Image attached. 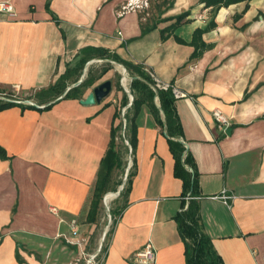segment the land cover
<instances>
[{
    "label": "crops",
    "instance_id": "0c3cea01",
    "mask_svg": "<svg viewBox=\"0 0 264 264\" xmlns=\"http://www.w3.org/2000/svg\"><path fill=\"white\" fill-rule=\"evenodd\" d=\"M0 1L13 7L11 15H0V90L33 95L54 84L81 49L94 47L184 93L175 108L198 174L195 200L204 233L223 264H264V0H251L238 19L245 2L212 16L200 0H171L160 16L152 8L148 17L156 28L144 34L143 13H121L130 0H50L59 24L47 0ZM184 12L189 22L162 40L161 31ZM212 20L216 27L202 36L211 48L192 60L194 48L175 36L189 43ZM114 75L109 70L82 99ZM121 99L112 86L111 95L92 106L59 98L48 110L50 102L31 101L35 109L0 111V146L9 157L0 159V264H83L97 253L101 240L94 248L90 243L97 225L85 221ZM214 111L230 120L225 135ZM136 124V173L103 264H134L133 254L148 242L155 264H186L174 217L189 198L174 175L168 139L145 105ZM222 193L232 199L224 203Z\"/></svg>",
    "mask_w": 264,
    "mask_h": 264
},
{
    "label": "trees",
    "instance_id": "16d2710c",
    "mask_svg": "<svg viewBox=\"0 0 264 264\" xmlns=\"http://www.w3.org/2000/svg\"><path fill=\"white\" fill-rule=\"evenodd\" d=\"M251 0H200L204 8H209L214 16L221 8H227L230 5L245 2V8L241 14L235 15V18H241L248 9V3ZM155 1L151 7L156 11V15L160 16L165 10L169 9L172 2L163 0L160 3ZM50 0H47L45 8L51 14L52 19L59 24L58 19L49 11ZM189 12H184L174 18V23L161 31L162 40H166L179 26L189 22L187 17ZM145 18L141 15L140 18ZM145 25L142 26V33L149 32L156 28L153 18H146ZM216 27V23L212 20L205 29H196L189 43H186L175 36L178 43L187 44L194 48L191 56L193 59H198L202 54L211 48L210 44H206L202 40L205 32ZM92 60H109L103 62L99 71L96 72L95 67L89 68L88 75L82 83L69 90L62 98H60L65 90L72 84L76 83L81 75L85 65ZM115 62L122 65L132 80L129 85V93L132 96L131 106L126 110L124 118L126 120L125 128H123L122 120L115 125L114 122L121 118L120 109H117L110 131V141L107 150L100 161L99 169L96 175V181L92 190L90 208L86 216L87 224H99V213L102 206L104 196L109 192H116L118 187L122 185V181L116 180L117 173H124L127 169L123 161V145L122 140L128 142L131 149L132 165L129 169L123 189L118 196L119 201H122L121 206H117L111 210L112 225L106 233L103 245L100 248L96 259L102 258L101 264L104 263V258L107 252L108 241L113 232V228L117 222V218L122 214L127 205V198L130 192L132 178L135 175V161L133 155L137 146V124L136 119L140 113L142 106H147L154 117L156 126L166 135L170 152L174 158V175L179 178L183 184V197H188L189 201L182 204V211L174 217L177 224L178 233L181 240L185 244V260L186 264H223L222 259L213 248L210 238L204 233L201 218L200 207L195 200L199 196L198 192V174L195 164L186 151L181 139L183 137L182 127L175 108V97L172 90L153 89L154 82L150 76L151 71L141 65L121 59L116 53L103 48L86 47L81 49L76 55V60L73 65H68L66 71L61 75L54 84L48 88L40 90L33 95L18 96L22 100H30L35 103H48L43 109H50L60 98L81 100L86 90L91 88L99 79H101L109 70L112 69L111 63ZM96 72V73H95ZM172 85V84H171ZM115 90L122 92L120 107L123 108L128 104V94L120 87L119 84L114 86ZM14 93L11 90H0V96L13 100ZM19 106L23 111L25 109H35L34 106L20 105L13 102L0 100V111L8 108ZM0 159H9L6 151L0 146ZM186 206V207H185ZM81 262H79L80 264Z\"/></svg>",
    "mask_w": 264,
    "mask_h": 264
},
{
    "label": "built area",
    "instance_id": "2783aa9c",
    "mask_svg": "<svg viewBox=\"0 0 264 264\" xmlns=\"http://www.w3.org/2000/svg\"><path fill=\"white\" fill-rule=\"evenodd\" d=\"M154 1H160V0H154ZM161 1H163V0H161ZM150 7H151L150 0H130L127 3L122 5L121 13H126L129 11L141 12V13H143L144 17L147 18L149 16L148 11H149ZM12 13H13L12 5L8 2L0 1V15H11ZM150 76L154 82V86H153L154 90L155 89L166 90V89L170 88L176 99L185 97V94L182 93L177 88H175L173 85L160 81L153 73H150ZM128 82L130 85L131 79L128 76V73L123 71L122 79H121V85L123 87V90L129 96ZM13 93H14L13 100L8 99L11 102L16 103V104H27L30 106H35L34 103H32L31 101L22 100L21 98L18 97V93H19L18 88H14ZM0 98L7 99V98L2 97V96H0ZM131 103H132V98L129 96L128 104L121 109L123 128H125V124H126L124 115L126 113V110L131 106ZM37 107H39V106H37ZM213 117H214V120L216 121V123L218 125L220 132L225 135L231 126L229 118L226 117L224 114H222L219 111H214ZM220 198L224 201V203H228L232 199V196L227 195L225 193H222ZM52 212L55 213L56 211L53 209ZM70 230L73 234H76L78 232V225H77L76 221H72L71 226H70ZM96 256H97V254L90 257L87 264H96V263H94V259L96 258ZM155 256H156L155 249H154L153 245L150 242H148V243H146V245L142 249L138 250L137 252H135L133 254V262H134V264H155ZM99 264H101V263H99Z\"/></svg>",
    "mask_w": 264,
    "mask_h": 264
},
{
    "label": "rangeland",
    "instance_id": "374dc122",
    "mask_svg": "<svg viewBox=\"0 0 264 264\" xmlns=\"http://www.w3.org/2000/svg\"><path fill=\"white\" fill-rule=\"evenodd\" d=\"M150 2H151V5H152V3L153 2H155L154 0H150ZM160 2H162L161 0L160 1H158L157 3H160ZM169 2H172L171 0H169ZM160 5H161V3H160ZM152 11V7H150V9H149V14H150V12ZM153 13H154V11H153ZM152 13V14H153ZM147 18H149V17H147ZM96 62H94L93 63V66H92V64L91 65H89L88 66V68H87V70H86V73H85V78L87 77V75H88V71H89V68H91V67H95V70H96V72H98L99 71V69H100V67L102 66V64H103V62H101V61H99V60H95ZM111 67H112V69H113V71H115V75L112 77V86L114 87L116 84H119L120 85V87H122V85H121V79H122V73H123V68L121 67V65L120 64H116V63H111ZM95 72V73H96ZM128 76L129 77H131L129 74H128ZM128 86H129V82H128ZM122 89H123V87H122ZM129 89V88H128ZM18 96H21V98L23 97L24 98V96H22V95H18ZM128 142L127 141H125V140H122V142H121V144L124 146L123 147V151H124V154H123V161H124V163H125V165H126V167H128L129 165H131V159H132V156H131V149H130V147H129V145L127 144ZM131 167V166H130ZM124 178H125V174L124 173H117L116 174V180L119 182V181H122V183H123V181H124ZM120 187V186H119ZM118 187V188H119ZM118 190V189H117ZM117 192V191H116ZM116 192H109V193H112V194H114V193H116ZM109 193H107V194H109ZM122 205V201H119V199H118V196L117 197H114V198H112L109 202H108V204H104V202L102 201V206H101V210H100V213H101V219H100V221H99V225H98V228L96 229V232L94 233V235H93V238H92V242H90L92 245V248H94V245H96V243H98L99 242V240H101L102 239V237H103V234H104V232H105V230H106V228H107V232L110 230V228H111V225H112V216H111V210L112 209H114L115 207H117V206H121ZM99 213V214H100ZM106 232V233H107ZM106 236V235H105ZM104 240H105V238H104ZM103 243H104V241H103ZM103 243H102V245H103ZM96 254V253H95ZM95 254H91L90 255V257H92L93 255H95ZM99 254V253H98ZM97 254V255H98ZM90 257L87 259V260H89L90 259ZM87 262L88 261H86L85 263H83V264H87ZM102 262V258H99V259H94V263H96V264H99V263H101ZM80 264H82V263H80Z\"/></svg>",
    "mask_w": 264,
    "mask_h": 264
},
{
    "label": "water",
    "instance_id": "95a60500",
    "mask_svg": "<svg viewBox=\"0 0 264 264\" xmlns=\"http://www.w3.org/2000/svg\"><path fill=\"white\" fill-rule=\"evenodd\" d=\"M96 62L95 60H92L90 62H88L83 71H82V75L80 77V79L72 84L71 86H69L65 92L63 93V95L60 97L62 98L69 90H71L72 88H75L77 86H79L82 81L84 80L85 78V73H86V70L88 68L89 65H91L92 63ZM105 62H108L107 60ZM111 63H115V62H111ZM117 64V63H116ZM121 67L123 68L124 72H127L126 69L121 65ZM130 79L132 80V78L130 77ZM112 93V82L110 80H105L103 82H101L100 84L96 85L93 87L92 91L86 96L84 97L83 99L80 100V104L83 105V106H92V105H95V104H100L102 103L106 98H108ZM129 93V92H128ZM129 96L132 98L131 94L129 93ZM0 100H3V101H6V102H11L10 100L8 99H4V98H0ZM133 100V99H132ZM129 169L130 167L128 166L126 171H125V178H124V181L122 183V185L118 188L117 192L114 193L115 197L119 196L122 189H123V186H124V182L126 181V178H127V175H128V172H129ZM108 194H106L103 198V202L104 204L106 205L105 203V200H106V196ZM106 232H107V228L103 234V237L101 239V243H100V247L97 251L96 254L99 253L100 251V248L102 246V243L104 241V238H105V235H106Z\"/></svg>",
    "mask_w": 264,
    "mask_h": 264
},
{
    "label": "bare ground",
    "instance_id": "6f19581e",
    "mask_svg": "<svg viewBox=\"0 0 264 264\" xmlns=\"http://www.w3.org/2000/svg\"><path fill=\"white\" fill-rule=\"evenodd\" d=\"M122 71H124V70H122ZM114 197H115L114 194L109 193V194L106 196L105 203L108 204V202H109L112 198H114Z\"/></svg>",
    "mask_w": 264,
    "mask_h": 264
}]
</instances>
